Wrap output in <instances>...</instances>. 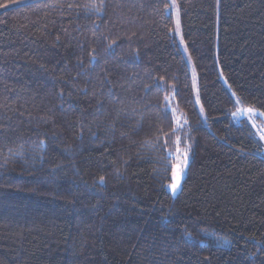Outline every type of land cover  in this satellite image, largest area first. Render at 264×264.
<instances>
[{"label": "trees", "instance_id": "1", "mask_svg": "<svg viewBox=\"0 0 264 264\" xmlns=\"http://www.w3.org/2000/svg\"><path fill=\"white\" fill-rule=\"evenodd\" d=\"M239 106L264 117V0H0V264H264Z\"/></svg>", "mask_w": 264, "mask_h": 264}, {"label": "rangeland", "instance_id": "2", "mask_svg": "<svg viewBox=\"0 0 264 264\" xmlns=\"http://www.w3.org/2000/svg\"><path fill=\"white\" fill-rule=\"evenodd\" d=\"M171 109L173 110L172 107H171ZM248 109L249 108H243V107L239 106L238 111L235 112L234 119L236 121V120L241 119L242 117L246 118L251 123V125L253 126L256 134L258 135L259 139L262 142L263 149H264V117L254 110L251 113H249L247 111ZM175 118H176V122L178 124L181 123V125H182V120H181L180 116L175 114ZM177 150H179V152ZM186 150L188 151V162H187V166H188V163L190 160V154H189V147L185 143L177 144L175 151L173 153H170L171 157H172L171 183L173 182L172 173H173L174 168L178 165L183 166L182 161H183L184 157L182 154ZM187 166L184 167L180 187L175 192H172L170 189L171 183L168 185V189L172 195H176L178 193V191L180 190L182 181L184 179V176H185V173L187 170Z\"/></svg>", "mask_w": 264, "mask_h": 264}, {"label": "snow or ice", "instance_id": "3", "mask_svg": "<svg viewBox=\"0 0 264 264\" xmlns=\"http://www.w3.org/2000/svg\"><path fill=\"white\" fill-rule=\"evenodd\" d=\"M249 113H251L253 111V109L249 108L247 110ZM233 115H235V113H233ZM179 152V150H177ZM183 161H182V165L183 166H176L173 170L172 176H173V182L170 185V189L172 192H175L179 187H180V183H181V179H182V174L184 171V167L187 166V162H188V151H184L183 152ZM104 181V177H100V182L103 183Z\"/></svg>", "mask_w": 264, "mask_h": 264}]
</instances>
